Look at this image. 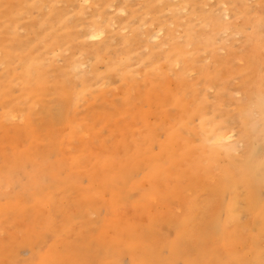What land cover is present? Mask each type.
<instances>
[{"label":"rangeland","instance_id":"374dc122","mask_svg":"<svg viewBox=\"0 0 264 264\" xmlns=\"http://www.w3.org/2000/svg\"><path fill=\"white\" fill-rule=\"evenodd\" d=\"M263 86L264 0H0V264H264Z\"/></svg>","mask_w":264,"mask_h":264},{"label":"bare ground","instance_id":"6f19581e","mask_svg":"<svg viewBox=\"0 0 264 264\" xmlns=\"http://www.w3.org/2000/svg\"><path fill=\"white\" fill-rule=\"evenodd\" d=\"M20 1V0H19ZM85 1H87V0H85ZM2 2V1H1ZM24 2V1H23ZM12 3V2H11ZM19 3V2H18ZM24 3H26V1L24 2ZM188 3V2H187ZM8 4V3H7ZM15 4H17V3H15ZM18 5V4H17ZM26 5H27V3H26ZM33 5H35V4H33ZM10 6V5H9ZM25 6V5H24ZM7 7L8 6H6V9H7ZM27 7H29V6H27ZM30 7H31V4H30ZM30 7H29V9H30ZM33 7V6H32ZM120 8H122V7H120ZM9 9V8H8ZM13 8H11L10 10H12ZM15 9V8H14ZM27 8H25V10H26ZM10 10H8V12L10 11ZM20 10V9H19ZM5 11V10H4ZM16 11V10H15ZM22 12V11H21ZM53 12V11H52ZM81 12V11H80ZM100 12H102V11H100ZM123 12V11H122ZM10 14H11V12H10ZM52 14H54V13H51L50 14V17H51V15ZM55 15V14H54ZM53 15V16H54ZM4 17V16H3ZM47 18H48V16H47ZM52 18V17H51ZM48 20V19H47ZM94 20V19H93ZM214 21V20H213ZM49 22V21H48ZM46 23H47V21H46ZM95 23V22H94ZM51 24V23H50ZM66 25V24H65ZM216 25V24H215ZM50 26V25H49ZM99 26V25H98ZM89 27V26H88ZM105 27V26H104ZM50 28H51V26H50ZM101 28V27H100ZM99 28V29H100ZM55 29V28H54ZM67 29V28H66ZM94 30H96L95 28H94ZM92 31V30H91ZM97 31H99L98 29H97ZM104 31V30H103ZM53 33L55 32V30L54 31H52ZM100 32V31H99ZM102 32V31H101ZM100 32V33H101ZM66 33V32H65ZM64 33V34H65ZM100 33H98V32H91L90 33V37H96V36H98ZM103 33V32H102ZM15 34V33H14ZM105 34V33H104ZM36 35V34H35ZM51 36H52V33H51ZM76 36H78V35H76ZM100 36V35H99ZM155 36V35H154ZM158 36V35H157ZM19 37V36H18ZM87 37V36H86ZM152 37V36H151ZM252 37V36H251ZM70 38V37H69ZM69 38H67V39H69ZM153 38V37H152ZM158 38V37H157ZM208 38V37H207ZM14 39V38H13ZM62 40H63V38H61ZM102 39V38H101ZM156 39V38H155ZM212 39V38H211ZM15 40V39H14ZM17 40V39H16ZM55 40V39H54ZM249 40V39H248ZM56 42L58 41V40H55ZM59 41H60V39H59ZM64 41V40H63ZM65 41H66V39H65ZM207 41V40H206ZM210 41V40H209ZM68 42V41H67ZM102 42V41H101ZM211 42V41H210ZM6 43V42H5ZM20 43H22L21 41H20ZM51 43V42H50ZM54 42H52V44H53ZM60 43V42H59ZM158 43V42H157ZM127 44V43H126ZM3 45V44H2ZM14 45V44H13ZM16 45V44H15ZM21 45V44H20ZM19 45V46H20ZM100 45V44H99ZM251 45V44H250ZM11 46V45H10ZM18 46V47H19ZM46 46H47V44H46ZM53 46V45H52ZM7 47H8V45H7ZM6 47V48H7ZM21 47V46H20ZM19 47V48H20ZM95 47H97V46H95ZM199 47H202L201 45L199 46ZM198 47V48H199ZM204 47H205V45H204ZM2 48H4L5 49V47H2ZM13 48H15V47H13ZM49 48V47H48ZM21 49V48H20ZM33 49H34V47H33ZM95 49V48H94ZM93 49V50H94ZM100 49V48H99ZM8 50V49H7ZM7 50H5V53L7 52ZM34 50H36V48L34 49ZM28 51H30V50H28ZM38 51H39V49H38ZM97 51V50H96ZM100 51V50H99ZM98 51V52H99ZM176 51V50H175ZM13 52V51H12ZM40 52V51H39ZM183 52V51H182ZM185 52V51H184ZM3 53V52H2ZM5 53H3L4 55H5ZM21 53H23V52H21ZM97 53V52H96ZM172 53V52H171ZM179 53V52H178ZM254 53V52H253ZM30 54H32L33 56H31V57H27V59L25 60V58H22L21 57V59L19 60L20 62H21V64L22 65H20V66H22V68H21V71H20V73H21V75H18V77H16V80H19V82L21 83V88L23 89V91L21 90V92L23 93V94H21V95H25V94H28L29 93V91H27V90H30V89H32L31 91H33L34 92V90L35 89H38V88H41V80H42V77H43V75H45V72H44V70H43V68L40 66V64H38V61H37V59H36V55H37V53H36V55L35 54H33L32 52L30 53ZM40 54V53H39ZM94 54V53H93ZM172 54H174V51H173V53ZM189 54V53H188ZM188 54H185V56H187ZM27 55V54H26ZM28 55H29V53H28ZM96 55V54H95ZM155 55V54H154ZM166 55H168V54H166ZM179 55H181V53L179 54ZM40 56V55H39ZM171 56V55H170ZM26 57V56H25ZM178 56H176L175 58H177ZM181 57H182V55H181ZM180 56L178 57V58H181ZM97 58V57H96ZM165 58V57H164ZM98 59V58H97ZM170 60L171 59V57L170 58H165V60ZM181 59H183V58H181ZM187 59H189V58H187ZM42 60V59H41ZM177 60V59H176ZM258 60V59H257ZM12 61V56L11 55H8V54H6L5 56H4V64H5V62H11ZM18 61V62H19ZM125 61H126V59H125ZM183 61H185V60H183ZM182 61V62H183ZM169 61H167V63H168ZM182 62H180V63H182ZM190 62V61H189ZM192 62H195V61H192ZM41 63V62H40ZM173 63V61L172 62H170V64H172ZM188 63V62H187ZM187 63H184L183 62V66H184V64H187ZM78 64V63H77ZM177 63H175V65H176ZM190 64V63H189ZM188 64V65H189ZM44 65V64H43ZM169 65V64H168ZM190 65H194V64H190ZM77 66V65H76ZM114 66V65H113ZM12 67V66H11ZM70 67V66H69ZM77 67H79V66H77ZM76 67V68H77ZM120 67V66H119ZM127 67V66H126ZM170 67H172V65H170ZM178 67V66H177ZM182 67V66H181ZM186 67V66H185ZM193 67V66H192ZM199 67V66H198ZM183 68V67H182ZM187 68V67H186ZM185 68V69H186ZM202 68V67H201ZM71 69H72V67H71ZM71 69H69L70 70V72H71ZM188 69H190V68H188ZM205 69V68H204ZM8 70V69H7ZM73 70V69H72ZM191 70V69H190ZM189 70V71H190ZM46 71V70H45ZM198 71V70H197ZM200 71V70H199ZM199 71H198V73H199ZM19 72V71H18ZM46 72H49V71H46ZM73 72V71H72ZM175 72V71H174ZM179 72V71H178ZM181 72V71H180ZM187 72V71H186ZM208 72V71H207ZM215 72H216V70H215ZM121 73V72H120ZM124 73V72H123ZM182 73H184V70L182 71ZM4 74V73H3ZM59 74H60V72H59ZM79 74H80V72H79ZM187 74V73H186ZM202 74H203V80H207L208 78H207V74H206V71L205 70H202ZM201 74V75H202ZM11 75V74H10ZM74 75V74H73ZM75 75H78L77 73L75 74ZM83 75V74H82ZM81 75V76H82ZM175 75V74H174ZM178 75V74H177ZM212 75H214L213 73H212ZM2 76V80L4 81L5 79H4V77H3V75H1ZM16 76V75H15ZM48 76V75H47ZM84 76V75H83ZM122 76V75H121ZM181 76L182 75H180V77L179 78H181ZM12 77H14V76H12ZM11 77V78H12ZM78 77V76H77ZM178 77V76H177ZM182 77H184V75L182 76ZM256 77V76H255ZM257 77H258V75H257ZM256 77V78H257ZM8 78V77H7ZM15 78V77H14ZM123 78H124V76H123ZM179 78L177 79V80H179ZM185 78V77H184ZM201 78V77H200ZM10 79V78H9ZM49 79V78H48ZM47 79V80H48ZM60 79V81L62 80L61 78H59ZM66 79V78H65ZM64 79V80H65ZM78 79V78H77ZM15 80V79H14ZM14 80H11V82L12 81H14ZM47 80H46V82H47ZM51 80H52V78H51ZM50 80V81H51ZM68 80V79H67ZM79 80V79H78ZM81 80H82V78H81ZM209 80V79H208ZM256 81L258 80V79H255ZM7 81H8V79H7ZM43 81V80H42ZM57 81H58V79H57ZM68 81H70V78H69V80ZM212 81V80H211ZM5 82H6V80H5ZM4 82V83H5ZM46 82H44V83H46ZM181 82V81H180ZM18 83V82H17ZM49 83H52V82H49ZM49 83L47 84V85H49ZM56 83H58V82H56ZM68 83V82H67ZM66 82H65V84H67ZM69 83H72V82H69ZM69 83H68V85H69ZM209 83V82H208ZM214 83V82H213ZM257 83V82H256ZM42 84H43V82H42ZM63 84V83H62ZM182 84H184L183 82H182ZM3 85V84H2ZM19 85V84H18ZM18 85H16V87L18 86ZM52 85V84H51ZM55 86H56V88H53L52 87V89H55L56 90V93L57 94H59V92L60 91H62V89L61 88H59L56 84H54ZM58 85H61V84H58ZM130 85V84H129ZM262 85V84H261ZM11 86V85H10ZM9 85H8V87L7 88H9L10 87ZM62 86V85H61ZM65 86V85H64ZM63 86V87H64ZM70 86H72V85H70ZM160 86V85H159ZM207 86H208V84H207ZM211 86V85H210ZM67 87V86H66ZM264 87V86H263ZM20 88V87H19ZM43 88V87H42ZM222 88V87H221ZM262 88V87H261ZM18 89V88H17ZM65 89V88H64ZM220 89V88H219ZM81 90V92H83L84 93V91H82V89H80ZM162 90V89H161ZM224 90V89H223ZM11 91V90H10ZM192 91V90H191ZM262 91V90H261ZM1 92H2V90H1ZM39 92V91H38ZM44 92V91H43ZM54 92V91H53ZM64 92V91H63ZM81 92H78V91H76V92H74V91H72V94H73V96H72V103H73V105H74V107L76 106V103H77V101H78V99H79V95L81 94ZM126 92V91H125ZM258 92V91H257ZM34 93H37V91H35ZM41 93V92H40ZM62 93V92H61ZM82 93V94H83ZM191 93V92H190ZM220 93V92H219ZM218 93V94H219ZM224 93V92H223ZM20 94V91H19V93H18V95ZM30 94V93H29ZM46 94V93H45ZM52 94V93H51ZM192 94H194V91L192 92ZM8 95H9V93H8ZM11 95H13V94H10L9 96H11ZM31 95V94H30ZM60 95V94H59ZM59 95H57V96H59ZM66 95V94H65ZM64 95V96H65ZM84 95V94H83ZM260 95V94H259ZM22 96V97H23ZM35 96V95H34ZM44 96V95H43ZM42 96V99L43 98H45V97H43ZM57 96L55 95V97L57 98ZM62 96V95H61ZM63 96V97H64ZM90 96H92V95H90ZM197 96V95H196ZM254 96H258V95H254ZM14 97H16V96H14ZM39 97V96H38ZM82 97V96H81ZM127 97V96H126ZM200 97V96H199ZM263 97H264V95H263ZM92 98V97H91ZM256 98V97H255ZM255 98H254V100H255ZM257 98H261V97H257ZM256 98V99H257ZM16 99V98H15ZM33 99V98H32ZM81 99H84V97H82ZM253 99V98H252ZM37 100V99H36ZM46 100V99H45ZM57 100V99H56ZM196 100V99H195ZM198 100H199V98H198ZM258 100V99H257ZM260 100V99H259ZM3 100H1V102H2ZM12 101H13V99H12ZM23 100H21V102H22ZM39 101V100H38ZM201 100H199V102H200ZM5 102H6V99H5ZM26 102V101H25ZM196 102H198V101H196ZM202 102V101H201ZM200 102V103H201ZM34 103H36V102H34ZM41 103V102H40ZM48 103V102H47ZM255 104H257L256 103V101L254 102ZM1 104V103H0ZM6 104V103H5ZM11 104H14V103H11ZM19 104H21V103H19ZM28 104V103H27ZM43 104H46V103H43ZM54 105V107L53 108H49L48 106L49 105H51V104H49V105H46L47 107H48V110H45L44 112V114H45V117H47V118H49V119H52V120H54V121H57V122H59V121H62V120H64V112H63V110H64V107H66V105H64V103H63V101H59V100H57L55 103H53ZM202 104H203V102H202ZM3 105V104H2ZM26 105V104H25ZM24 105V106H25ZM33 105V104H32ZM41 105H42V103H41ZM72 105V104H71ZM198 105V104H197ZM12 106V105H11ZM200 106V105H199ZM203 106V105H202ZM3 107H5V105H3ZM40 107V106H39ZM42 107V106H41ZM72 107V106H71ZM73 107V108H74ZM195 107V106H194ZM197 107V106H196ZM255 107H258V106H255ZM1 108V107H0ZM8 108V107H7ZM27 108V107H26ZM193 108V107H192ZM203 108V107H202ZM200 109V108H198V110H199V112H200V110H203V109ZM4 109V108H3ZM27 109H29V108H27ZM26 109V110H27ZM42 109V108H41ZM44 109H47V108H44ZM191 109V108H190ZM11 110V109H10ZM32 110V109H31ZM194 110V109H193ZM195 110H196V108H195ZM246 110V109H245ZM9 111V110H8ZM183 111V110H182ZM256 111V110H255ZM211 112V111H210ZM2 113H5V112H3L2 111ZM27 113V112H26ZM30 113V112H29ZM43 113V112H42ZM180 113V112H179ZM198 113V112H197ZM206 113H207V111H206ZM209 113V112H208ZM215 113V112H214ZM188 114V113H187ZM199 114V113H198ZM197 114V115H198ZM204 114V113H203ZM213 114V113H212ZM259 114V113H258ZM182 115V114H181ZM186 115V114H185ZM201 115V114H200ZM199 115V116H200ZM210 116H212L211 115V113L209 114ZM8 115H5V116H3V117H7ZM25 116H26V114H25ZM27 116H28V114H27ZM31 116V115H30ZM33 116V115H32ZM189 116V115H188ZM219 116V115H218ZM261 116V115H260ZM263 116V115H262ZM29 117V116H28ZM45 117H43V118H45ZM180 117V116H179ZM185 117V116H184ZM183 117V118H184ZM190 117V116H189ZM209 117V116H208ZM222 117V116H221ZM247 117H249V116H247ZM10 118V117H9ZM177 118V117H176ZM210 118H212V117H210ZM210 118H207L208 120L210 119ZM217 118H219L218 120H221V118L220 117H217ZM216 118V119H217ZM227 118V117H226ZM0 119H1V117H0ZM4 119H6V118H4ZM30 119V118H29ZM182 119V118H181ZM202 119V118H201ZM204 119V118H203ZM206 119V118H205ZM214 119H215V117H214ZM222 119H224V117H222ZM252 119V118H251ZM257 119V118H256ZM255 119V120H256ZM259 119V118H258ZM26 120H28V118H26ZM32 120V119H31ZM211 120V119H210ZM217 120V121H218ZM230 120V119H229ZM30 121V120H29ZM53 121V122H54ZM186 121V120H185ZM200 121H202V120H200ZM204 121V120H203ZM207 121V120H206ZM212 121V120H211ZM222 121V120H221ZM224 121H227V119L226 120H224ZM49 122H51V121H49ZM48 122V123H49ZM182 122V121H181ZM209 122V121H208ZM213 122V121H212ZM32 123V122H31ZM180 123V122H179ZM220 123V122H219ZM219 123H216V124H214V126L216 125H218ZM223 123H225V122H223ZM251 123V122H250ZM255 123V122H254ZM254 123H253V126H254ZM30 124V123H29ZM181 124V123H180ZM179 124V125H180ZM249 124V123H248ZM257 124V123H256ZM259 124H260V122H259ZM32 125V124H31ZM68 125V124H67ZM176 125V124H175ZM186 125V124H185ZM222 125V123H220V127H222L221 126ZM247 125V124H246ZM245 125V126H246ZM249 125H251V124H249ZM177 126V125H176ZM184 126V125H183ZM215 126V127H216ZM219 126V125H218ZM217 126V127H218ZM224 126V125H223ZM231 126V125H230ZM252 126V127H253ZM257 126V125H256ZM255 126V127H256ZM29 127H31V126H29ZM174 127V126H173ZM213 127V126H212ZM212 127L210 128V129H212ZM226 127V126H225ZM168 128V127H167ZM170 128V127H169ZM175 128V127H174ZM264 128V127H263ZM214 129V128H213ZM211 130V132H213L214 133V137H213V141H215V142H217V143H221V142H223V141H226L227 139H230V136H231V134H229V133H225L227 130H228V127H227V130L224 128V130H226L225 132H222V131H220L221 129L220 128H215L214 130ZM256 130H257V128H255ZM28 130V129H27ZM31 129L29 128V131H30ZM32 130H34V127H33V129ZM223 130V131H224ZM229 130H232L231 128H229ZM35 131V130H34ZM33 131V132H34ZM205 131V130H204ZM204 131H203V133H204ZM208 131H209V129H208ZM207 131V132H208ZM255 131V130H254ZM253 131V132H254ZM17 132V131H16ZM169 132V131H168ZM228 132V131H227ZM244 132V131H243ZM251 132V131H250ZM252 132V133H253ZM31 133V132H30ZM170 133H171V131H170ZM212 133V134H213ZM231 133V132H230ZM260 133V132H259ZM263 134V133H262ZM203 135V134H202ZM207 135H209V133L207 134ZM211 135V134H210ZM244 135V134H243ZM259 135V134H258ZM172 136V135H171ZM247 136V135H246ZM211 137V136H210ZM243 137V136H242ZM245 137V136H244ZM262 137H264V136H262ZM203 139H204V137H203ZM257 139V138H256ZM170 140H171V138H170ZM258 140H259V137H258ZM202 141V140H201ZM263 141V140H262ZM170 142V141H169ZM227 143V142H226ZM231 143V142H230ZM205 144L206 143H204V146H205ZM234 144V143H233ZM262 144V143H261ZM230 144H229V142H228V146H229ZM234 146V145H233ZM146 147V146H145ZM144 147V148H145ZM211 147V146H210ZM224 147V146H223ZM222 147V148H223ZM236 147V146H235ZM179 148H181V144H180V147ZM186 148V147H185ZM206 148V147H205ZM220 148V147H219ZM237 148V147H236ZM263 148V147H262ZM201 149V148H200ZM199 149V150H200ZM228 149V148H227ZM227 149H225L226 151H227ZM224 150V151H225ZM228 150H230V149H228ZM233 150V149H232ZM263 150V149H262ZM200 151H203V149H201ZM200 151H199V153H200ZM231 151V150H230ZM229 151V152H230ZM49 152V151H48ZM178 152V151H177ZM208 152V151H207ZM221 152H222V149H221ZM233 152V151H232ZM261 152V151H260ZM264 152V151H263ZM206 153V152H205ZM212 153V152H211ZM216 153V152H215ZM180 154V153H179ZM185 154V153H184ZM224 154H225V152H224ZM260 154V153H259ZM258 154V155H259ZM262 154V153H261ZM229 155V154H228ZM227 155V156H228ZM183 156V155H182ZM185 156H186V154H185ZM197 157H199V155H196ZM226 156V155H225ZM251 156V155H250ZM261 156V155H260ZM20 157V156H19ZM164 157H166V156H164ZM262 157V156H261ZM263 157H264V155H263ZM209 158V157H208ZM256 158V157H255ZM259 158V157H258ZM16 159H18V158H15V160ZM210 159H212V158H210ZM261 159V158H260ZM259 159V160H260ZM14 160V159H13ZM254 160V159H253ZM263 160V159H262ZM20 160L18 159V161L17 162H19ZM243 162V161H242ZM256 162V161H255ZM260 162V161H259ZM19 164H20V162H19ZM251 164V163H250ZM252 165H253V163H252ZM258 165V164H257ZM256 165V166H257ZM159 166V165H158ZM231 166V165H230ZM229 166V167H230ZM237 166V165H236ZM248 166V165H247ZM156 167V166H155ZM160 167V166H159ZM158 167V168H159ZM259 168V167H258ZM157 169V168H156ZM230 169V168H229ZM237 169V168H236ZM258 170V169H257ZM233 171V170H232ZM127 173V172H126ZM225 177V176H224ZM257 177V176H256ZM233 178H234V176H233ZM259 178V177H258ZM43 180V179H42ZM122 181H124V180H122ZM224 181V180H223ZM238 181H239V183L241 184V186H243L244 188H247L248 190H249V192H251L252 193V195H255L254 193L257 191V188H259V186H261V182H260V185H258V182L256 181V180H254V179H252L250 176H248L247 175V173L246 172H243L242 171V168H240L239 170H238ZM260 181V180H259ZM230 182V181H229ZM0 183H1V181H0ZM239 186V185H238ZM262 187V186H261ZM230 188H231V185H230ZM240 188V187H239ZM237 190V189H236ZM245 190V189H244ZM229 191H230V189H229ZM234 191V190H233ZM242 191V190H241ZM243 192V191H242ZM242 192H241V195H244V194H242ZM261 192V191H260ZM240 193V192H239ZM257 193V192H256ZM232 194V193H231ZM241 195H239V196H241ZM231 196V195H230ZM234 197V196H233ZM250 197V196H249ZM238 200V199H237ZM258 201V198H257V196H253V198L251 199V202L253 203V205L256 203ZM237 202V201H236ZM240 202V201H239ZM238 202V203H239ZM237 203V204H238ZM263 203V202H262ZM242 204H243V202H242ZM264 205V204H263ZM237 206V205H236ZM239 207V206H238ZM248 207H249V204H248ZM236 210V209H235ZM252 212V211H251ZM260 213H258V215H259ZM250 216V215H249ZM251 216H252V214H251ZM250 216V217H251ZM257 216V215H256ZM253 217V216H252ZM217 220V219H216ZM257 223H258V221H257ZM253 225V224H252ZM255 225V224H254ZM202 237V236H201Z\"/></svg>","mask_w":264,"mask_h":264}]
</instances>
